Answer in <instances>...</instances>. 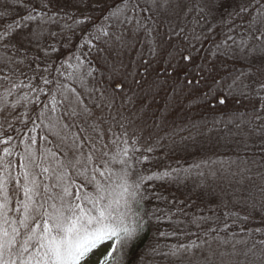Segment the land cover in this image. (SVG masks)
<instances>
[{
    "label": "snow or ice",
    "instance_id": "1",
    "mask_svg": "<svg viewBox=\"0 0 264 264\" xmlns=\"http://www.w3.org/2000/svg\"><path fill=\"white\" fill-rule=\"evenodd\" d=\"M75 26L88 34L80 55L64 51ZM191 70L188 98L212 112L231 102L227 120L153 144L149 115L164 117L166 85ZM0 87V264H143L153 217L175 225L160 237H195L151 249L171 264H264V0H0ZM197 137L235 159L199 171L190 191L239 211L192 216V232V205L155 191L187 187L189 170L143 166L160 140ZM149 200L166 207L149 214Z\"/></svg>",
    "mask_w": 264,
    "mask_h": 264
},
{
    "label": "trees",
    "instance_id": "2",
    "mask_svg": "<svg viewBox=\"0 0 264 264\" xmlns=\"http://www.w3.org/2000/svg\"><path fill=\"white\" fill-rule=\"evenodd\" d=\"M119 0H108V4H116ZM94 15L99 16V13H95ZM65 22L61 21L60 27H63ZM67 23L72 24V20H67ZM98 23L103 24L107 23L103 19H100ZM60 27H54L53 31H60ZM76 35L73 37L71 41V45L64 49L67 54H71L75 52L76 55H80L81 52H88L87 48L80 49L79 45L83 43L81 36L83 35L84 39L88 38L87 33L81 32V26H75ZM226 30V29H225ZM89 32L95 34V28H89ZM237 40L240 39L239 35H237ZM75 46V47H72ZM207 47V46H206ZM96 55L95 51L88 56V59H92ZM145 57L147 58V52L145 53ZM75 61V60H74ZM200 63V61H197ZM232 65H228V70H232ZM239 69V65L235 66ZM70 72L71 69H68ZM191 75L182 74L179 77L180 85H174L171 81L166 85L168 90L167 94L173 96V101L169 104L168 111L164 113V117L160 118V113L157 112V118L154 120L151 118V114L149 115V119L147 121L146 132L151 131L153 133V141L152 143H156L157 134L159 137H166V133H170L173 129L177 131V135L175 139L179 141L180 136H186L187 131H179L181 127L187 128L192 123L200 124L205 131L213 127L214 120H227L228 114L231 110V102L227 107L218 106V110L215 112L209 111L205 106L206 102L201 101L197 98V94L192 92L191 97H189L190 89L184 87L183 82L186 79H192L195 74V70H191ZM225 75L227 74L224 70H221ZM176 88V92L173 93L172 89ZM0 94H4L3 88L0 87ZM161 95H165V93H161ZM202 95V93H201ZM11 103L14 100V97H6ZM162 103V102H161ZM183 103V104H181ZM162 108L163 106L160 105ZM24 109L20 108V112H23ZM217 127H223V124L217 123ZM152 163L147 164L143 167H146L148 171L145 172V175L150 174L151 171H163L168 166L172 168H180L189 170L190 176L187 182V187L177 188L175 185H164L163 187L158 186L159 182H156L157 186L155 187V191L158 193H162L164 196L168 197L169 200L178 198L180 200H185L192 206L186 208L185 211L188 213L187 218L185 219V223L183 227L185 230H191L192 232L197 231L196 227L191 224L192 216H200L203 215L205 217V210L210 211V215L208 217H220L222 221L224 219L223 213L225 211H239V208L233 209L231 204L228 207V210L222 211V215L217 214L216 202L208 200L211 196H209V192L205 191L206 195L200 196L197 193L200 189H195L194 191H190L193 189V182H199L197 173L199 171H203L205 173H209L221 167V162H223V166H227V162L229 160H234L235 155L229 149L223 146H217L215 143V139H207L203 137H197V142L193 143L191 141H186L184 143H177L175 146L170 144V141L165 138L160 140L159 146H157L153 153L149 154ZM199 166V167H197ZM142 166L137 165V171L140 170ZM209 183L211 188L213 184H220V181H216L213 183L212 181ZM226 183V182H225ZM152 189H150L151 191ZM211 190V189H210ZM216 200V199H212ZM218 202V201H217ZM165 208V204L162 201L149 200L144 204V210L149 214L156 208ZM174 211V209H173ZM217 214V215H216ZM209 225L205 224L204 227L207 228ZM175 225L169 222L167 219H162L161 221H157L155 217L152 218L151 227L147 230V235L144 238L143 245L140 249L142 253H150L153 247H157L159 252H166L168 248L180 241H187L189 239H194L195 237L190 236H169V237H160L159 232H171ZM233 231H239L238 228L233 229ZM156 257H159L158 262L156 264H171V260L173 258H166L159 253L156 254Z\"/></svg>",
    "mask_w": 264,
    "mask_h": 264
},
{
    "label": "rangeland",
    "instance_id": "3",
    "mask_svg": "<svg viewBox=\"0 0 264 264\" xmlns=\"http://www.w3.org/2000/svg\"><path fill=\"white\" fill-rule=\"evenodd\" d=\"M72 63L75 64V61L73 60ZM181 104H183V103H181ZM161 105L163 106V103H161ZM117 167H118V165H117ZM133 178H135V177H133ZM210 182H211V180H210ZM218 185L219 184H213V186H212V188L215 189L217 192L219 191ZM209 191H210V189H209ZM204 195H206V194L204 193L202 196H204ZM209 196H211V197L208 200H211V201L217 203L216 204V206H217V208H216L217 212H215V213L222 215V211L228 210V208L226 209L218 198H216V200H212V199H214V197L212 195H209ZM208 209L205 210V214H206L207 217L211 214L210 211H208ZM157 259H159V257H156V254H152V252L146 253V255H144L142 257L143 264H156V262H158Z\"/></svg>",
    "mask_w": 264,
    "mask_h": 264
}]
</instances>
